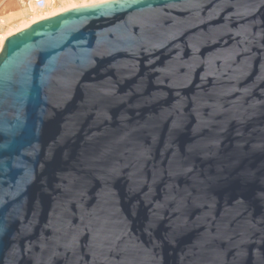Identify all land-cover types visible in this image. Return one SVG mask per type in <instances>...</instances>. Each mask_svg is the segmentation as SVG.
<instances>
[{
	"label": "water",
	"instance_id": "obj_1",
	"mask_svg": "<svg viewBox=\"0 0 264 264\" xmlns=\"http://www.w3.org/2000/svg\"><path fill=\"white\" fill-rule=\"evenodd\" d=\"M0 264H264V0H108L7 37Z\"/></svg>",
	"mask_w": 264,
	"mask_h": 264
},
{
	"label": "bare ground",
	"instance_id": "obj_2",
	"mask_svg": "<svg viewBox=\"0 0 264 264\" xmlns=\"http://www.w3.org/2000/svg\"><path fill=\"white\" fill-rule=\"evenodd\" d=\"M103 1H108V0H59L58 2L63 3V6L59 8V7H56V4H55L57 3V0H54L53 3L49 1V4L45 9L33 8L32 10L25 8V6L20 3L26 10H28L32 14H26L24 10L18 8L15 15L13 14V16L10 17L12 20L16 19V21L20 22V24L16 27H12L9 31L1 35V38L3 39V44L0 47V51L2 50L7 37L30 26L31 24L35 23L38 20L53 16L55 14H58L70 8L103 2ZM47 9L49 10L45 12ZM29 15H30V18L28 20H25V18H27Z\"/></svg>",
	"mask_w": 264,
	"mask_h": 264
},
{
	"label": "rangeland",
	"instance_id": "obj_3",
	"mask_svg": "<svg viewBox=\"0 0 264 264\" xmlns=\"http://www.w3.org/2000/svg\"><path fill=\"white\" fill-rule=\"evenodd\" d=\"M58 1L59 0H57V3L55 4H56V7L60 8L63 6V3H60ZM18 8L24 10L26 14H32L28 10H26L18 2V0H0V47L3 44V39L1 38V35L9 31L12 27H16L20 24V22H17L16 19L12 20L10 18L11 16H13V14L15 15ZM48 10L49 9H47L45 12H47ZM29 18H30V15L27 18H25V20H28Z\"/></svg>",
	"mask_w": 264,
	"mask_h": 264
},
{
	"label": "built area",
	"instance_id": "obj_4",
	"mask_svg": "<svg viewBox=\"0 0 264 264\" xmlns=\"http://www.w3.org/2000/svg\"><path fill=\"white\" fill-rule=\"evenodd\" d=\"M49 1L52 3L54 0H18L19 3L23 4L25 8H28L29 10H32L33 8L36 9H45Z\"/></svg>",
	"mask_w": 264,
	"mask_h": 264
}]
</instances>
